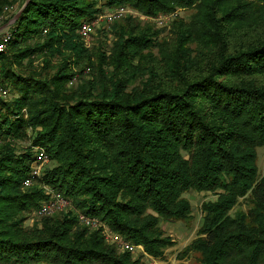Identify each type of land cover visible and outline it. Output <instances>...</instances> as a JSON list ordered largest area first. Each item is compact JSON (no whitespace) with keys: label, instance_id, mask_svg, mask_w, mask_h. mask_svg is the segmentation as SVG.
Wrapping results in <instances>:
<instances>
[{"label":"trees","instance_id":"trees-1","mask_svg":"<svg viewBox=\"0 0 264 264\" xmlns=\"http://www.w3.org/2000/svg\"><path fill=\"white\" fill-rule=\"evenodd\" d=\"M15 3L0 0V24ZM23 4L0 53L1 82L15 91L0 100V264H144L106 244L79 214L161 259L174 240L160 223L191 218V191L215 199L202 203V225L181 255L264 264V159L261 173L256 164L264 146V0ZM118 7L154 18L191 13L175 15L166 36L139 17L114 20L109 47L86 49L80 26ZM28 131L31 145L17 153L12 142L28 140ZM36 148L53 166L23 189ZM43 185L74 211L24 227L26 214L50 199Z\"/></svg>","mask_w":264,"mask_h":264},{"label":"rangeland","instance_id":"rangeland-1","mask_svg":"<svg viewBox=\"0 0 264 264\" xmlns=\"http://www.w3.org/2000/svg\"><path fill=\"white\" fill-rule=\"evenodd\" d=\"M23 6H24L23 0H16V3L13 6L6 7L5 8L6 10L4 9L2 19H1L2 22L0 24V37L9 35V40H10L9 29L12 28V25L16 20L14 18L17 15V13L22 10ZM125 11L127 14L123 17H126V16L139 17L138 19L142 23H150L156 29L165 30V32L162 33V36L167 35L166 33L168 31L169 24L175 15L178 14V16H180L184 19H187V17L191 13L190 11L177 10V11L172 12L171 14H167V15L162 14V15H159V16L154 18V17L143 16V15L137 13L136 11H134L130 8H127ZM110 14H113L112 10L103 8L102 12L94 19V20H98L100 18V22L94 28L95 32L93 31V34L91 35V37L89 39H85V40L82 38L80 39L81 43L84 45V47L86 49H88V50H91L92 48L95 49V48H97V46L102 45V44L104 45V48L109 47L110 42L112 40V35L109 32V27L112 25L110 23L113 22L114 20L107 23L105 21V19L107 16L108 17L111 16ZM123 17H120L117 19H121ZM117 19H115V20H117ZM32 61H33V64H32L33 69L36 70V72H39L42 68L41 60L38 57L34 56L32 58ZM52 64L58 65V62L55 64L53 61ZM19 69L24 70V68H19ZM55 69H56V67L47 70L46 75L50 76L55 71ZM84 75H86V72ZM78 82H80V80L78 78H76L75 80H73L68 85V87L73 88V87H75V85ZM7 88L10 91L12 89V87H10L8 85H7ZM12 91H13V93H15V91L13 89H12ZM13 93L11 92L12 95H13ZM28 135H29L28 140L12 142L14 147H15V151L17 153H20L25 148H28L31 145V138H30L31 132L30 131H28ZM36 149H34V151H36ZM256 155H257V157H256L257 168H258L259 173H261L263 170L264 146L260 147L256 150ZM33 165H36V166L38 165L37 169L39 171L40 176L42 175V173L46 169L53 166V164L50 163L48 158H47V160H45L43 162H40V163L38 162L37 164L35 163ZM33 165H32V167H33ZM36 185H38V181L36 179H34V180H32L31 185L27 188H30V187L36 186ZM27 188H23V189H27ZM41 189L46 194L49 193L50 197L53 194H55V192L51 191L50 188H48L45 185H43ZM186 197L192 206L191 218L189 220L181 221V222L161 221V223H160V226L163 229V231L167 235L171 236L172 239L174 240V246L167 249L165 251L163 258H161V259H154V258L150 257L149 255L145 254L143 251V248L141 246H139L142 248V250H141V248L136 249V251L133 254L134 257L140 258L141 262H143L144 264H199L198 254H195L192 252H190L186 255H181V254H182V251L185 249V247L193 239L196 238L197 231L202 225V221H203V214L201 213L202 203H204L208 200H214L215 196L211 193H205V192L197 193V192L191 191V192L186 193ZM70 210L74 211L72 204L69 201H67L66 204H63L60 208H58L57 210H54L50 215L55 216V215H58L59 213H66ZM37 211L38 210H33V211L26 214V220L24 221V224H23L24 227H30L32 225V223L35 221V218L39 217V215L37 214ZM99 228L102 229L101 234L103 235L105 243L108 245H115L118 248V246L116 244L105 239V237H104V234H103L104 231H110L108 229V227L102 223H99L97 228L93 229V230H97ZM93 230H90V231H93ZM118 250H120V249L118 248ZM120 251H122V250H120Z\"/></svg>","mask_w":264,"mask_h":264},{"label":"built area","instance_id":"built-area-1","mask_svg":"<svg viewBox=\"0 0 264 264\" xmlns=\"http://www.w3.org/2000/svg\"><path fill=\"white\" fill-rule=\"evenodd\" d=\"M126 9L127 8H122V7L112 9L113 14H110L111 16H109V17L107 16L105 21L107 23H109V22H111L117 18L125 16L127 14L125 11ZM99 22H100V18L98 20H94V21H91L88 23H83L80 26V29L78 31L81 38L84 40L89 39L91 37V35L93 34L95 26H97V24ZM8 41H9V35L0 37V53L5 52L6 45H7ZM9 96H10V91L7 87H5L2 84L1 78H0V100H7L9 98ZM45 160H47V156L45 155L44 151L40 150V149H36V164L38 162L40 163V162H43ZM37 166L33 165V167L31 168V171L29 172L28 177L24 180L23 186L25 188H27L31 185V182H32V180L35 179V177L38 178L40 176L39 171L37 169ZM67 201L68 200H66L63 196H61L58 193H55L50 197V199L47 202L45 201L41 204L40 208L37 211V214L39 216L50 215L54 210H57L63 204H66ZM78 220L82 225L87 227L89 230L96 229L97 226L99 225V222L96 219H91V218H88V217L81 215V214L78 215ZM103 234H104L105 239L116 244L120 249H122L124 251L134 253L136 251V249L141 248L139 246L132 245L130 243L122 241L118 235L112 233L111 231H104ZM141 250H142V248H141Z\"/></svg>","mask_w":264,"mask_h":264},{"label":"water","instance_id":"water-1","mask_svg":"<svg viewBox=\"0 0 264 264\" xmlns=\"http://www.w3.org/2000/svg\"><path fill=\"white\" fill-rule=\"evenodd\" d=\"M24 6H25V5H24ZM20 13H21V11L17 13V15L15 16L14 19H17Z\"/></svg>","mask_w":264,"mask_h":264}]
</instances>
